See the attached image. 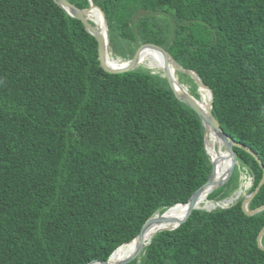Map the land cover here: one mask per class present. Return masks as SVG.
<instances>
[{
    "label": "trees",
    "instance_id": "trees-1",
    "mask_svg": "<svg viewBox=\"0 0 264 264\" xmlns=\"http://www.w3.org/2000/svg\"><path fill=\"white\" fill-rule=\"evenodd\" d=\"M91 2L109 44L128 46L121 58L150 42L195 72L222 131L262 163L233 147L229 179L203 201L227 198L241 173L250 194L264 171V0ZM97 54L94 37L53 0H0V264L107 260L212 173L201 121L166 79L143 68L107 75ZM242 200L194 211L130 264H264V211L247 216ZM263 205L264 184L248 210Z\"/></svg>",
    "mask_w": 264,
    "mask_h": 264
},
{
    "label": "water",
    "instance_id": "water-1",
    "mask_svg": "<svg viewBox=\"0 0 264 264\" xmlns=\"http://www.w3.org/2000/svg\"><path fill=\"white\" fill-rule=\"evenodd\" d=\"M53 1L71 18H74V19L80 21L81 24L83 25V27L85 28V30L90 35H92L94 37L95 41L97 42L98 65H99L100 69L107 75H121V74L128 73V72L134 70L135 66L137 64V61H138L139 53L143 48L148 47V48L154 49L160 54V56L163 60V67L161 69L162 77L166 79L172 97L176 101L184 104L185 106L190 108L193 112H195V114L198 116V118L201 121V124L204 128V147H205V150H206V140H207L206 136H207V133L210 132L215 137H217V139H219L221 146H222V155L227 154L229 152L232 156L233 161H232L231 166L228 169L226 178L224 179V181L222 183L218 184L213 189H211L210 193L212 191H214L215 189L223 186L227 182V180L229 179V177L233 171V167L237 163V159H236L235 153L233 151V147L244 150L245 152L250 154L257 161V163L259 164L260 167H263L262 163L260 162V160L258 159L256 154H254L248 147H246L240 143L235 142L233 139H231L229 136H227L222 131L219 124L217 123V121L215 120V118L212 115V102H213L212 91L209 87L205 86L202 83V81L200 80V78L197 76V74L195 72L180 67L177 63H175V61L173 60V58L171 57V55L167 51H165L162 47H160L154 43H150V42H145V43L138 45L134 49L130 58L121 64V66H122L121 68H118V69L110 68V67L106 66V64H105V60L107 59V48H108V44H109V37H108L107 21H106V18L104 16V13L102 12V10L98 6L94 5L91 2V0H88L89 6L86 9H79L76 6H74L73 4L69 3L67 0H53ZM92 9H95L97 12H99V14L101 16L102 25L100 27L97 26V24L95 22H93L91 19L88 18V12ZM176 73H182V74L187 75L188 77H190L192 79V81L196 85V92L199 95V99H196L195 97H193L190 94V92L188 91V89L185 88L184 86H182L178 82V79L175 76ZM201 90L206 91V93L208 94L207 101H206L207 103H206L205 108H203V106L201 104L202 103L201 102V100H202ZM206 153L208 154L207 151H206ZM221 157H222L221 159L223 161V156H221ZM210 161L212 164V173H211L210 177L198 188L211 186L213 184L215 178L217 177V171H215V167L212 163L211 158H210ZM263 184H264V171H263V176H262L260 182L258 183L257 187L250 194H247L246 196H244L243 200L241 202V208L247 216H253V215H256V214L264 211V205L257 207L253 210H248V204L256 196V194L258 193V191L260 190V188ZM196 192H197V189L192 192V194L189 197L186 204H177V205L172 207V208H174V207L180 206V205L189 207L188 212L186 213V215L182 219L172 221V223H173L172 227H170V228H158V229L153 230L152 232L150 231L152 223H156V222L162 223V222H166L169 220L166 217V213L169 210H171L172 208L166 210L162 214L156 213V214L152 215L150 218H148L146 220V222L143 224L139 234L128 244H123L120 246V247H123V246L129 245V244L135 243L136 247H135L133 253L130 256H128L127 258H125L124 260H122L116 264H130L134 261H138L139 257L143 253L144 248L151 243V241L153 240V238L155 237L156 234H158L159 232H163V231H173L176 228H178L180 225L187 222L190 219V217L192 216L193 212L200 209L198 204H197V200H196V196H195ZM234 199L237 200L238 197H235ZM204 210L208 211L207 209H204ZM263 235H264V227L261 229V231L259 232L258 237H257V245H258L259 249L264 251V247L261 245V239H262ZM120 247L116 248L113 251V253L110 255V257ZM110 257L107 260H103V259L92 260V261L88 262L87 264H92L94 262L108 264Z\"/></svg>",
    "mask_w": 264,
    "mask_h": 264
},
{
    "label": "bare ground",
    "instance_id": "bare-ground-1",
    "mask_svg": "<svg viewBox=\"0 0 264 264\" xmlns=\"http://www.w3.org/2000/svg\"><path fill=\"white\" fill-rule=\"evenodd\" d=\"M90 16H93L95 18V23L97 24V26L100 27L102 25L101 16L95 9H92L88 12V17H90ZM145 59H148V60L150 59L151 61L155 62V65L157 68H159L160 70L162 69L163 60H162L160 54L156 50L151 49V50L140 51L138 61H140V60L143 61ZM122 63L111 61L108 58L105 60L106 66H108L110 68H116V69L121 68ZM201 95H202V103L201 104H202L203 108H205L206 103H207L206 101H207L208 94L206 93V91L201 90ZM206 137H207L206 144L208 146H211L213 144L216 145L217 146L216 150H218L222 153V146H221L219 139H217V137H215L210 132L207 133ZM216 146H214V147H216ZM211 153H212L211 159H212V163L215 167V171H217V177L215 178V180L211 186L203 187L196 193L195 196H196L197 204L199 207L202 204H205L206 207L209 206L208 201H203V200H207L206 197L210 194L211 189H213L215 186H217L218 184H220L224 181V179L227 176L228 169H229L227 164H226V161H225V158L228 156V154L230 155L229 152L227 154H223L224 155L223 161L221 159L222 157L219 158V156H217L215 152H211ZM233 199L234 198L230 199L228 201V203L232 202ZM186 209H189V207L188 206H181V205L172 208L171 210H169L166 213V217L169 220L166 222H162V223H157V222L152 223L150 231L152 232L153 230L158 229V228H170V227H172L173 226L172 221L179 220L182 212ZM135 247H136L135 243L120 247L110 257L108 264H116V263H119L120 261L124 260L125 258H127L128 256H130L133 253Z\"/></svg>",
    "mask_w": 264,
    "mask_h": 264
},
{
    "label": "rangeland",
    "instance_id": "rangeland-1",
    "mask_svg": "<svg viewBox=\"0 0 264 264\" xmlns=\"http://www.w3.org/2000/svg\"><path fill=\"white\" fill-rule=\"evenodd\" d=\"M88 18L91 19L93 22H95V18L93 16H90ZM127 48H128V46L126 44H123L122 41H118V40L116 41V43H111V45L108 44L107 58L111 61H114V62H119V63L125 62L127 59L121 58V57H123V56H121V54L123 53V50L127 51L128 50ZM132 49H135L134 45H132ZM118 51H122V52L118 53ZM154 65H155V62L151 61L150 59L149 60L145 59L143 61L140 60V61H137L135 69L143 68V69L150 71L152 74H157V75L162 76L161 70L159 68H157L156 65L155 66ZM175 76L178 79V82L182 86L187 88L189 91V89L191 88V83L188 81V79L186 77L182 76L181 74H177V73L175 74ZM201 102H202V100H201ZM214 146H216V145L213 144L211 146H208L206 144V151L208 152L210 158H212L211 152L216 153L217 146L216 147H214ZM227 157L232 158L231 154L230 155L228 154ZM228 166H230V165H228ZM250 186H251V179L246 174L241 173L240 184H239L237 190H235L231 195H229L227 198H225L223 200H219V201L208 200V205H209L208 207H206L205 204H202L199 208L203 209V210L207 209L208 211H213V210L218 209V208L225 209V208L231 206L236 201V199H233L232 202L228 203V201L230 199L235 198V197L243 198L244 196H246L247 190L249 189Z\"/></svg>",
    "mask_w": 264,
    "mask_h": 264
}]
</instances>
